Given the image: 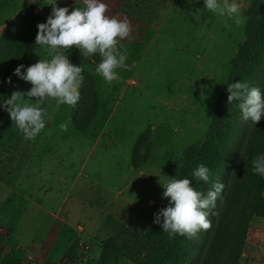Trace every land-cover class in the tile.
I'll use <instances>...</instances> for the list:
<instances>
[{
	"label": "rangeland",
	"instance_id": "1",
	"mask_svg": "<svg viewBox=\"0 0 264 264\" xmlns=\"http://www.w3.org/2000/svg\"><path fill=\"white\" fill-rule=\"evenodd\" d=\"M104 2L107 15L126 18L130 25L117 45L126 54L124 66L116 69L118 79L104 81L93 57L82 58L73 46L69 60L82 64L84 75L75 106L46 98L41 105L46 127L32 140L23 138L6 112L0 117V264L32 263L25 255L36 253L42 257L38 264H200L206 230L191 238L169 236L153 223V214L168 203L159 180L179 178L181 171L191 180L201 162L211 176L209 184L193 180L197 190L206 192L215 180L227 184L224 174L241 154L242 133L252 123L222 93L238 80L264 91V56L261 63L249 61L251 52L264 50V34L249 29L248 19L235 25L219 16L208 29L201 26L211 22L203 17L202 1L191 10L175 2L173 10L182 14L175 25H185L189 15L202 23L192 30L201 33L194 37L202 40L200 46L173 45L170 40L188 37L183 26L177 35H166L175 13L170 12L160 34L139 51L145 16L131 14L129 0ZM252 2H239L245 17ZM76 5L82 0H57V7ZM50 6V0L34 3L40 23ZM256 8L264 25V1ZM40 58L49 53L34 37L22 64ZM205 86L206 98L201 96ZM30 87L16 77L12 91ZM226 132L228 141H220ZM239 264H264V219L251 220Z\"/></svg>",
	"mask_w": 264,
	"mask_h": 264
},
{
	"label": "clouds",
	"instance_id": "2",
	"mask_svg": "<svg viewBox=\"0 0 264 264\" xmlns=\"http://www.w3.org/2000/svg\"><path fill=\"white\" fill-rule=\"evenodd\" d=\"M50 2L51 12L44 22L36 25L35 35V44L46 48L49 58H40L27 66L19 64L10 76L0 81L14 86L12 76H15L31 85L26 91L14 90L10 95L0 96V109L8 114L25 140L34 139L45 129L47 116L41 105L46 98L55 99L58 106H75L79 100L84 75L82 64L74 65L69 60L67 53L73 46L84 59L94 54L100 56L95 71L106 82L118 79L116 69L124 66L126 58L117 45L128 36L129 22L126 18L107 15L108 5L104 0H82V6L76 5L71 10L68 6L57 7V0ZM202 4L205 12L231 20L235 25L246 22L239 0H202ZM226 90L228 103L239 109L244 121L256 125L264 118V91L259 87L238 80L229 83ZM204 91L206 86L201 91L203 97ZM32 98H36L34 102ZM59 127L63 131L67 125L61 123ZM250 163L251 171L264 179V153L256 154ZM191 176V180L177 176H163V183L159 180L162 198L168 203L153 214V223L169 236L191 238L199 230H207L211 226L208 217L225 188L220 180L211 181L206 192L193 186V180L210 183V169L204 163L197 164Z\"/></svg>",
	"mask_w": 264,
	"mask_h": 264
},
{
	"label": "trees",
	"instance_id": "3",
	"mask_svg": "<svg viewBox=\"0 0 264 264\" xmlns=\"http://www.w3.org/2000/svg\"><path fill=\"white\" fill-rule=\"evenodd\" d=\"M25 1L26 7L12 19L0 35V81L10 76L13 69L23 63L36 35V25L40 23L39 16L33 11L34 3L40 0ZM260 1L264 0H253L252 4L255 6L245 14L249 29L254 28L258 36L260 33L264 34V25L257 18L259 12L256 5L258 6ZM251 54L253 57H249L250 62H262L264 50ZM92 57L96 63L100 61L95 54ZM15 79L16 77L12 76L13 82ZM12 86L0 84V96L10 95ZM226 89L222 93L223 97L228 96ZM4 112L0 109V117ZM213 137L212 133L207 136L203 146ZM242 137V152L232 163V169L225 172L227 184L208 217L211 226L206 230L200 264H239L251 220L255 217L264 219V179L251 171L250 163L256 154L264 153V118L247 128ZM228 138L229 132H226L219 140L228 141ZM190 153L192 152L188 154ZM184 177L186 172L181 171L179 178Z\"/></svg>",
	"mask_w": 264,
	"mask_h": 264
},
{
	"label": "crops",
	"instance_id": "4",
	"mask_svg": "<svg viewBox=\"0 0 264 264\" xmlns=\"http://www.w3.org/2000/svg\"><path fill=\"white\" fill-rule=\"evenodd\" d=\"M45 0H43L44 2ZM202 0H129V3L132 4L133 7V12H129L133 15H139L143 14L145 17L146 21V26L144 28V35H145V41L143 47L139 49L140 50H145L152 42H153V37L156 35H159V30L161 27V24L163 21L167 20V17L170 12H175L174 15L168 20L170 22V25L168 28L165 30L167 36H174L177 35V31L179 30V27H185L186 32H184V35L188 37L187 40L185 41H177V40H170L173 42V45L181 48V49H187L188 47H194V46H200L201 41L199 38H194L196 35H201V33H194L192 30H198L200 29L201 26H205L208 29H212L215 26V23L213 22L216 18L217 15H214L211 18H208V14L205 12V16H203L205 19L211 21L208 22L207 25H201L199 21L196 20V17L194 15H189L185 20L187 22L185 25H181L179 23L178 25H175L173 22L177 20L182 19V14L181 12H176L173 10L174 8V3L176 2V6L183 7L186 9L191 10V5L194 4L195 2H201ZM241 0H239L240 2ZM137 4L140 5L142 8H138L135 11V8L137 7ZM25 1L24 0H0V35L4 31V29L8 26V24L12 21V19L25 7ZM136 6V7H135ZM242 10V8H241ZM137 12V14H135ZM204 19V20H205ZM220 19V17H219ZM206 20V21H207ZM158 23V27L156 28V24ZM200 23V24H199ZM154 25L155 28L152 29L151 25ZM201 25V26H200ZM176 26V27H175ZM176 29V30H175ZM16 80V79H15ZM15 82V81H14ZM13 88V86H12ZM65 253H63L61 256L57 258L56 262H60L64 258ZM26 258L32 259V263L28 264H38L36 261H40L42 257L39 258V254L36 253L34 257H29V255H25Z\"/></svg>",
	"mask_w": 264,
	"mask_h": 264
}]
</instances>
